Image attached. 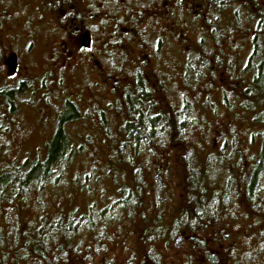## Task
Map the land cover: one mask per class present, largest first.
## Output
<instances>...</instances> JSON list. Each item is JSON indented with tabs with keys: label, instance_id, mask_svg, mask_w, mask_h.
I'll return each instance as SVG.
<instances>
[{
	"label": "trees",
	"instance_id": "obj_1",
	"mask_svg": "<svg viewBox=\"0 0 264 264\" xmlns=\"http://www.w3.org/2000/svg\"><path fill=\"white\" fill-rule=\"evenodd\" d=\"M0 264H264V0H0Z\"/></svg>",
	"mask_w": 264,
	"mask_h": 264
},
{
	"label": "rangeland",
	"instance_id": "obj_2",
	"mask_svg": "<svg viewBox=\"0 0 264 264\" xmlns=\"http://www.w3.org/2000/svg\"><path fill=\"white\" fill-rule=\"evenodd\" d=\"M68 40V49H73L74 51L80 53L82 47L84 46V35L80 36H74L67 39ZM58 48H64V46L61 44L57 45ZM44 50L39 49L37 52H35V58L40 59L41 55L43 54ZM65 51V55H66ZM8 55V54H7ZM9 54L8 56H10ZM29 61L27 59V56L19 57L17 55V66L13 73H10L8 70V66L5 62V68L9 74H14L16 76H20L22 74H26L27 71H29ZM40 67V66H39ZM38 67H35V69L32 68V73L34 74ZM74 76H77L74 74ZM21 114L22 118L24 120L25 130L22 132V134L19 136V138L15 139L13 141V152L12 153H18L19 155H23L26 152L33 153L36 149L42 150L44 140L49 135L51 131V127L49 123L45 124L44 127L40 126V117L39 112L36 109H32L29 106H23L21 108Z\"/></svg>",
	"mask_w": 264,
	"mask_h": 264
},
{
	"label": "water",
	"instance_id": "obj_3",
	"mask_svg": "<svg viewBox=\"0 0 264 264\" xmlns=\"http://www.w3.org/2000/svg\"><path fill=\"white\" fill-rule=\"evenodd\" d=\"M89 43V38L88 36L84 37V44L88 45ZM7 66H8V70L10 73H13L16 69L17 66V56L15 54H11L10 56H8L5 60Z\"/></svg>",
	"mask_w": 264,
	"mask_h": 264
}]
</instances>
